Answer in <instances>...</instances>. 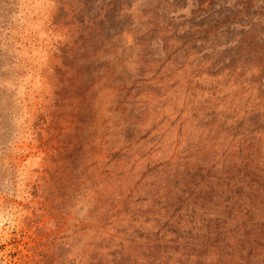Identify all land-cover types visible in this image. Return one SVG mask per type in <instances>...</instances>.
Here are the masks:
<instances>
[{"label":"rangeland","instance_id":"obj_1","mask_svg":"<svg viewBox=\"0 0 264 264\" xmlns=\"http://www.w3.org/2000/svg\"><path fill=\"white\" fill-rule=\"evenodd\" d=\"M0 264H264V0H0Z\"/></svg>","mask_w":264,"mask_h":264}]
</instances>
